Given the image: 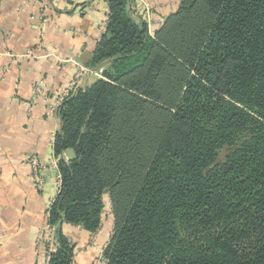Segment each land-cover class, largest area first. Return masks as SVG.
<instances>
[{
  "label": "trees",
  "instance_id": "1",
  "mask_svg": "<svg viewBox=\"0 0 264 264\" xmlns=\"http://www.w3.org/2000/svg\"><path fill=\"white\" fill-rule=\"evenodd\" d=\"M100 78L61 106V187L48 214L94 234L104 264H264V0H178L150 35L131 0H105Z\"/></svg>",
  "mask_w": 264,
  "mask_h": 264
},
{
  "label": "crops",
  "instance_id": "2",
  "mask_svg": "<svg viewBox=\"0 0 264 264\" xmlns=\"http://www.w3.org/2000/svg\"><path fill=\"white\" fill-rule=\"evenodd\" d=\"M147 2L149 14L142 0H131V9L153 34L177 10L178 0ZM108 12L105 0H0V264H45L46 251L36 240L58 195V169L50 164L74 158L72 150L56 157L61 120L49 115L48 106L77 76V89L100 78L101 71L89 64ZM41 82L50 101L36 94ZM32 156L47 166L42 188L24 162ZM113 228L111 216L94 234L64 225L75 248L73 264H94Z\"/></svg>",
  "mask_w": 264,
  "mask_h": 264
},
{
  "label": "built area",
  "instance_id": "3",
  "mask_svg": "<svg viewBox=\"0 0 264 264\" xmlns=\"http://www.w3.org/2000/svg\"><path fill=\"white\" fill-rule=\"evenodd\" d=\"M147 1L148 0H142L144 8H145V12L147 14H149L150 10H151V5ZM106 25H107V22H106ZM105 28H106V26H105ZM150 35H153V34L150 33ZM29 56H34V53L31 51L29 53ZM81 70H83V69H81ZM78 77L79 76H77V78H75L73 81H71L67 85V87L62 90L60 95L57 96L56 98L52 99L51 101L49 100L48 95L44 92V86H45L44 83L41 82V83L36 85V87H35L36 94H41V96L45 100L50 101L49 106H48V113L51 117L59 116V112H60V108H61L62 104L69 97H71L73 94H75V92L78 90L77 89ZM24 162H26L27 165L29 166V171H30V176H31L32 182H34V184L36 185L37 188H42L44 186V179L42 177V172L47 169V166L42 164L38 160V158H36L35 156L24 158ZM58 164H59V161L57 159H54L50 165L52 167L58 169ZM58 173H59V171H58ZM57 183H58L57 189H58V193H59V190L61 187L60 174L58 176V182ZM55 200L56 199L53 200L52 204L55 202ZM108 216L112 217V206H111L109 198H107V208H106V211H105L103 219H102L103 222L106 220V218ZM48 217H49V214H48ZM36 245H37V248L43 247L45 249V251H46L45 264H49V258H50L49 254L57 248V238H56L55 229L49 225L46 226L45 228L41 229L38 232ZM106 246H104L102 248V252L100 253L99 257L95 260L94 264H104L103 252H104V249L106 248Z\"/></svg>",
  "mask_w": 264,
  "mask_h": 264
},
{
  "label": "rangeland",
  "instance_id": "4",
  "mask_svg": "<svg viewBox=\"0 0 264 264\" xmlns=\"http://www.w3.org/2000/svg\"><path fill=\"white\" fill-rule=\"evenodd\" d=\"M101 77V76H100ZM99 79V78H98Z\"/></svg>",
  "mask_w": 264,
  "mask_h": 264
}]
</instances>
